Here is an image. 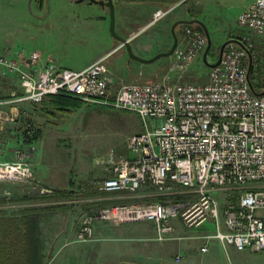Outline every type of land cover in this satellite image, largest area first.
Segmentation results:
<instances>
[{
	"label": "built area",
	"instance_id": "obj_1",
	"mask_svg": "<svg viewBox=\"0 0 264 264\" xmlns=\"http://www.w3.org/2000/svg\"><path fill=\"white\" fill-rule=\"evenodd\" d=\"M170 10L156 11L151 24ZM237 26L264 37V0L252 1L239 14ZM206 46L203 31L185 25L164 79L118 85L105 65L106 57L70 70L52 63L39 66L36 51L0 55V69L14 74L22 90L11 102L40 105L49 96L69 97L132 112L141 121L142 132L126 140L131 156L109 152L105 158L109 176L96 188L102 193L135 194L150 186L164 200L96 209L83 217L75 242H90L98 222L110 226L150 222L155 241L165 242L179 239L172 220L186 230L210 221L213 233L202 237L201 254L208 252L211 239L224 251H264V91L254 92L250 36L227 41L220 64L209 68L205 82L168 81V73L184 74ZM7 103L0 101V107ZM16 120V114L7 115L0 108V123ZM16 157L13 162L0 161V182L26 183L33 193L50 194L35 182L25 156ZM177 188L196 199L169 200ZM228 191L238 193L236 202L221 207L214 194Z\"/></svg>",
	"mask_w": 264,
	"mask_h": 264
},
{
	"label": "rangeland",
	"instance_id": "obj_2",
	"mask_svg": "<svg viewBox=\"0 0 264 264\" xmlns=\"http://www.w3.org/2000/svg\"><path fill=\"white\" fill-rule=\"evenodd\" d=\"M252 1L116 0L115 33L120 37L124 34L120 30L124 23L127 24L125 34L134 33L142 27L136 38L130 40L132 50L139 56L136 53L139 52L137 42L149 37L148 41L140 45L145 50L143 54L154 56L158 51L167 52L170 49L173 42L170 28L175 21L194 18L201 21L208 31L211 42L205 58L208 64L216 61L223 43L249 35L252 41L249 51L254 56L252 81L256 91L260 92L264 90V37L250 34L237 26L239 14ZM169 9L164 17L151 24L156 11ZM184 26L175 28L178 39L182 37ZM196 26L190 27L197 30ZM113 41L109 33L108 10L98 5L86 1L75 3V0H0V55L10 57L17 51L30 52L28 48L43 42L49 54L57 58L53 62L55 66L80 70L78 66L110 52ZM141 58L148 59L143 56ZM171 62L170 56L144 65L129 60L122 47L121 51L109 53L105 65L115 72L125 73L122 75L125 82H155L165 78ZM208 72L209 68L201 56L184 74L168 73V81L202 83L206 81ZM20 96L18 79L14 74L0 69V101L8 102L0 108L7 115H17L14 122L0 123V130L6 136L0 138V145L4 140L5 150L15 152L14 160L3 162H13L17 159V153H21L31 166L33 175L44 174L55 180L58 187L45 186L36 174L35 182L49 190L50 194L40 196L33 193L26 183L0 182L4 186V189H0V203L20 213L21 225L20 251L15 245L13 260L11 253L4 251L0 254V264H11V260L18 264L17 251L20 264H60L70 247H78L75 235L85 215L104 206L145 203L148 198L156 197L150 186L135 193L137 196L129 193H102L96 188L98 183L109 176L105 164L109 152L112 151L117 157L129 158L131 154L126 149V140L142 132L143 127L136 114L129 111L83 103L71 114L54 110L47 104L44 106L47 112H43L42 103L33 110L35 105L22 106L11 102ZM13 105H16V110H11ZM140 193H144L143 196ZM125 194L133 196L126 198ZM237 194L236 191H228L215 193L214 196L223 207L236 202ZM2 196L9 199H3ZM168 199L194 201L196 195L177 188ZM36 209L40 214H31ZM39 223L43 229L40 234V247L43 250L35 249L32 244L34 235L22 229ZM48 242L62 248L48 250ZM217 245L213 242L209 256L217 258L220 264H264V251H236L232 248L224 251ZM71 255L74 258L75 252ZM64 264L75 262L67 259Z\"/></svg>",
	"mask_w": 264,
	"mask_h": 264
},
{
	"label": "crops",
	"instance_id": "obj_3",
	"mask_svg": "<svg viewBox=\"0 0 264 264\" xmlns=\"http://www.w3.org/2000/svg\"><path fill=\"white\" fill-rule=\"evenodd\" d=\"M113 4L116 5V0H114ZM190 19H194V18H189L188 20ZM126 26L127 24L125 23L121 24L120 26V30L122 31V33H124L121 37L130 40L131 38H136L137 33L140 32L142 29V27H139L137 28L136 32L131 34L129 33L125 34V30L127 28ZM148 38L149 37L145 38L144 40L139 39V41L137 42L136 47L138 48L139 52L136 53H138L139 56L141 57L143 56L145 58H150L153 56V54L148 56L146 54H143V51L145 50L140 45L141 42L148 41ZM112 44L113 46L111 47L112 50H110V52L115 50L117 51L122 50V47H120L119 43H117L115 40L112 42ZM27 50L30 52L32 51L39 52L40 54L39 66H42L47 63L53 64L54 60L57 59V58H53L49 54L47 45L46 43L43 42L38 43L36 46H34V48H28ZM30 52H25V53H30ZM110 52H105L101 55L96 56L94 59L83 64L82 66H78L77 69L81 70L102 57L107 58ZM108 71L113 78L114 84L116 85L120 83L133 82V81L125 82V79L122 76L125 73L122 74L115 72L111 70L110 67H108ZM20 91L22 95V90L20 89ZM12 103L15 104L16 102H12ZM46 104L49 105L54 110H58L59 112L65 114H71L74 110H78L82 105H84L83 103H81V106L79 108H71L70 106L65 107L63 105H60L58 100L52 97H47L44 99L42 103L43 112H47V110H45L44 108ZM17 105L33 106L28 102H17ZM12 107L13 108L11 110H16V105H13ZM33 107H35L33 108V110H35L37 106L35 105ZM32 114H34V112H32ZM0 138H6L5 133L1 130H0ZM5 145H6L5 141L3 140L2 145H0V161L14 160L15 158L14 150L11 149L5 150L6 149ZM35 174L38 176V178L41 179L42 183L45 186L58 187L57 186L58 184H56L55 180L53 181L52 178H49L44 174L42 175L37 173ZM147 187L150 188L149 186ZM0 189H4L2 183H0ZM117 193L124 194L129 192H117ZM143 194L140 193L141 196H143ZM133 195L137 196L138 194L133 193ZM133 195L125 194L124 196L128 198V197H132ZM37 210L38 209H36L35 212H31V214L32 213H34V215L40 214L39 212H37ZM26 218H28L27 215ZM28 222H30L29 218H28ZM172 225L175 227L174 235L179 239L165 241V242H158L155 241L154 226L150 222L129 223V224H123L113 227L105 223H96L93 228L94 240L88 243H81V244L79 243L78 247L75 248L70 247L69 251L65 253L64 259H62L60 264L67 263V259L71 260L72 262H75V264H220L217 258L209 256V253L212 252L211 247L213 245V242H215L216 246H218L217 244L219 243L217 241L213 239L208 241L209 249L206 254H201L199 250L202 244L204 243L202 237L211 235L213 233V225L210 221L204 223L200 228L196 230L184 229L177 220H172ZM24 227L25 228L22 227L24 231L27 230L34 235V237L32 238V244L35 247V249L39 248L40 250L41 249L43 250V247H40L42 242L40 241L41 240L40 234L43 232L42 231L43 229L41 228L42 225L39 223V225H32V226L30 225ZM20 234H21L20 213L13 212L5 208L4 204L0 203V254H3L4 251L11 253V257L13 260L15 245L18 251H20ZM48 245L49 247L47 248L48 250L51 251H53L54 249L59 250L62 248V246H58V244L56 245V243L53 244L52 242L49 243ZM67 246H64V248H67ZM44 249H46V247ZM18 251H17V258H18V264H20ZM73 251L75 252L74 258H72L71 255ZM40 254L42 257L43 254L42 253ZM178 256L180 257V260L179 262H176V257ZM12 260H11V264H14Z\"/></svg>",
	"mask_w": 264,
	"mask_h": 264
},
{
	"label": "water",
	"instance_id": "obj_4",
	"mask_svg": "<svg viewBox=\"0 0 264 264\" xmlns=\"http://www.w3.org/2000/svg\"><path fill=\"white\" fill-rule=\"evenodd\" d=\"M84 1L88 2L89 4L98 5V6H100L103 9L106 8L108 10V15H109V33H110L112 39L115 40L117 43H119L120 47H123L125 49L129 60L137 61V62H139L141 64L146 65V64H151V63L155 62L159 58L170 57L171 54L173 53L175 47L177 46V42H178V38H177V35L175 33V28L177 26H179V25H198L202 29V31L205 34L206 39H207V46H206L205 52L203 54L204 63L206 64V66L208 68H213V67H216V66H218L220 64L222 53H223V49H224L227 41L220 46L216 61L214 63H212V64H208L206 62L205 58H206V55H207V53H208V51L210 49L211 42H210L208 31H207L205 25L201 21H199L197 19L177 20V21H175L171 25V28H170V34H171V37H172V40H173L170 49L167 52H161V53H158V54L154 55L151 58L144 59V58H141V57L137 56L133 52L131 44H130V39H125L123 37L118 36L115 33V17H114L113 0H75V3H82ZM250 68H251V63L249 61L248 70H250Z\"/></svg>",
	"mask_w": 264,
	"mask_h": 264
},
{
	"label": "trees",
	"instance_id": "obj_5",
	"mask_svg": "<svg viewBox=\"0 0 264 264\" xmlns=\"http://www.w3.org/2000/svg\"><path fill=\"white\" fill-rule=\"evenodd\" d=\"M189 26H192V25H189ZM196 27L199 30H201L200 27H198V26H196ZM263 91L264 90H262L260 92H263ZM254 92L255 93H259V92L256 91V89H254ZM49 97H52V98L58 100L59 104L65 106V107L70 106L71 108H79L81 106V102L76 100V99H73V98L69 99V97H59V96H49ZM115 193H117V192H115ZM57 196H58V194L55 195V197H57ZM163 200H164V198H162V197H153V198H148L147 200H145V203H148V202H162Z\"/></svg>",
	"mask_w": 264,
	"mask_h": 264
}]
</instances>
